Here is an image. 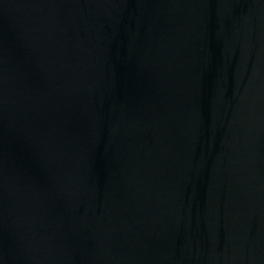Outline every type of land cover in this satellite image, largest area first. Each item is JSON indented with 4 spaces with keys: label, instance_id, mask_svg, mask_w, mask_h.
Returning a JSON list of instances; mask_svg holds the SVG:
<instances>
[{
    "label": "water",
    "instance_id": "obj_1",
    "mask_svg": "<svg viewBox=\"0 0 264 264\" xmlns=\"http://www.w3.org/2000/svg\"><path fill=\"white\" fill-rule=\"evenodd\" d=\"M0 264H264V0H0Z\"/></svg>",
    "mask_w": 264,
    "mask_h": 264
}]
</instances>
